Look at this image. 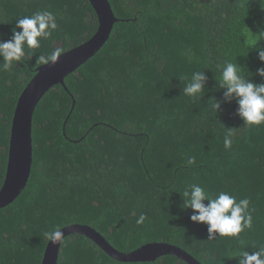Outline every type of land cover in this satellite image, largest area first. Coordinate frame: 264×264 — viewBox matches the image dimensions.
<instances>
[{
  "label": "trees",
  "instance_id": "obj_1",
  "mask_svg": "<svg viewBox=\"0 0 264 264\" xmlns=\"http://www.w3.org/2000/svg\"><path fill=\"white\" fill-rule=\"evenodd\" d=\"M108 1L122 21L34 109L28 181L0 208V264H41L45 233L71 224L92 227L123 253L165 242L201 264H238L239 248L264 246V125L246 127L236 100H224L220 67L233 62L246 79L264 83L255 75L264 67L256 58L264 37L253 25L264 13L251 0ZM43 10L56 16L52 39L0 70V187L14 108L39 56L78 46L98 26L88 0H0V42L12 38L17 19ZM195 71L206 77L197 101L183 93L181 79ZM213 99L221 101L215 113ZM191 184L249 199L252 228L239 240H209L208 226L191 221L193 210L183 207ZM57 264L186 263L172 255L121 262L73 234L62 240Z\"/></svg>",
  "mask_w": 264,
  "mask_h": 264
},
{
  "label": "clouds",
  "instance_id": "obj_2",
  "mask_svg": "<svg viewBox=\"0 0 264 264\" xmlns=\"http://www.w3.org/2000/svg\"><path fill=\"white\" fill-rule=\"evenodd\" d=\"M256 4L259 11L264 13V0H251ZM257 29L256 34L264 37V21H253ZM20 29V31H17ZM58 29L56 16L52 11H37L31 15L16 20L12 29V38L0 42V70L8 71L13 69L14 64L25 59L26 51L40 49L43 41L52 39L53 33ZM248 43L253 44L252 35L249 29ZM63 47L54 48L47 55H40L38 62L41 65L57 63L63 53ZM256 58L264 64V48L256 52ZM220 67V66H218ZM221 75L219 84L226 89L224 100L235 99L239 105L238 115L244 121L245 126L264 125V83L256 84L246 79L240 67L233 62H225L220 67ZM255 75L264 78V67L256 69ZM187 81L183 93L197 101L204 94L206 77L200 71H195L191 77H181ZM221 101L215 99L211 102V110L215 113L219 109ZM233 132L227 131L224 139L225 148L232 145ZM196 163L194 158L187 161L188 165ZM184 208H191L193 215L190 219L196 223H203L208 226L209 240L218 237H228L239 240L240 234L252 228V215L250 212V201L247 198L240 199L227 192L221 191L216 195L207 192L198 184H191L185 188L182 194ZM208 201L207 204L204 201ZM143 219V217H141ZM48 241L53 244L60 243L62 233L53 229L45 233ZM254 251H247V247L239 248L234 254L238 258V264H264V246H253Z\"/></svg>",
  "mask_w": 264,
  "mask_h": 264
},
{
  "label": "water",
  "instance_id": "obj_3",
  "mask_svg": "<svg viewBox=\"0 0 264 264\" xmlns=\"http://www.w3.org/2000/svg\"><path fill=\"white\" fill-rule=\"evenodd\" d=\"M97 17L95 33L85 42L65 51L57 63L40 65L36 74L19 95L10 126L7 164L0 187V208L12 203L25 188L32 164L31 123L40 98L54 85L64 86V77L92 57L108 39L116 18L108 0H88ZM62 240L69 235L83 236L94 242L111 258L121 262H149L172 255L186 264H201L185 250L165 242H153L123 253L113 248L95 229L84 224H71L59 229ZM61 240V242H62ZM60 243L48 241L41 264H57Z\"/></svg>",
  "mask_w": 264,
  "mask_h": 264
}]
</instances>
